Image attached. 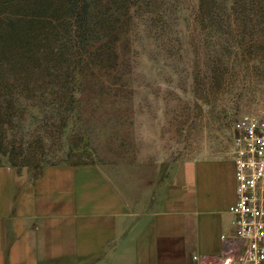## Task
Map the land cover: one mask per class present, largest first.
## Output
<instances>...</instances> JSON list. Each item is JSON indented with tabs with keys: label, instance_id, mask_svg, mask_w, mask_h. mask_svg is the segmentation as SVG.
<instances>
[{
	"label": "rangeland",
	"instance_id": "1",
	"mask_svg": "<svg viewBox=\"0 0 264 264\" xmlns=\"http://www.w3.org/2000/svg\"><path fill=\"white\" fill-rule=\"evenodd\" d=\"M18 19L37 38L0 91V166L90 163L139 202L264 114V0H0Z\"/></svg>",
	"mask_w": 264,
	"mask_h": 264
},
{
	"label": "crops",
	"instance_id": "2",
	"mask_svg": "<svg viewBox=\"0 0 264 264\" xmlns=\"http://www.w3.org/2000/svg\"><path fill=\"white\" fill-rule=\"evenodd\" d=\"M236 196L234 156L180 162L139 202L90 163L4 164L0 264H209Z\"/></svg>",
	"mask_w": 264,
	"mask_h": 264
},
{
	"label": "built area",
	"instance_id": "3",
	"mask_svg": "<svg viewBox=\"0 0 264 264\" xmlns=\"http://www.w3.org/2000/svg\"><path fill=\"white\" fill-rule=\"evenodd\" d=\"M237 129L233 153L237 196L228 207L234 216V246L209 264H264V114L241 115Z\"/></svg>",
	"mask_w": 264,
	"mask_h": 264
},
{
	"label": "trees",
	"instance_id": "4",
	"mask_svg": "<svg viewBox=\"0 0 264 264\" xmlns=\"http://www.w3.org/2000/svg\"><path fill=\"white\" fill-rule=\"evenodd\" d=\"M200 1L202 2V0ZM20 20L14 21L12 25L9 24V29L0 27V91L5 90V93L9 95V91L14 87H26L29 84L27 82L29 73L27 70L32 65V56L26 54L25 51L26 48H29L27 47L28 43L37 38V36L32 37L31 34H29V37L27 34L29 32L28 27H31L32 24ZM32 28H34V25H32ZM21 49H25L20 54V57L24 60L23 67L20 71L14 72L16 65L19 67V64H15V60H13L14 55Z\"/></svg>",
	"mask_w": 264,
	"mask_h": 264
}]
</instances>
